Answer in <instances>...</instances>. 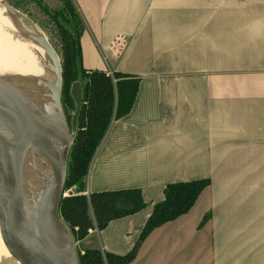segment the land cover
I'll use <instances>...</instances> for the list:
<instances>
[{"label":"crops","instance_id":"1","mask_svg":"<svg viewBox=\"0 0 264 264\" xmlns=\"http://www.w3.org/2000/svg\"><path fill=\"white\" fill-rule=\"evenodd\" d=\"M72 2L82 67L139 78L83 193L138 188L145 203L79 243L125 254L167 184L207 179L126 264H264V0Z\"/></svg>","mask_w":264,"mask_h":264},{"label":"water","instance_id":"2","mask_svg":"<svg viewBox=\"0 0 264 264\" xmlns=\"http://www.w3.org/2000/svg\"><path fill=\"white\" fill-rule=\"evenodd\" d=\"M0 6L16 35L44 51L40 58L32 50L49 77L0 76V236L11 261L18 264H78L73 237L58 207L83 86L79 80L71 84L74 108L68 123L58 54L42 32L23 26L6 0H0ZM28 88L40 89L45 100L36 101Z\"/></svg>","mask_w":264,"mask_h":264},{"label":"trees","instance_id":"3","mask_svg":"<svg viewBox=\"0 0 264 264\" xmlns=\"http://www.w3.org/2000/svg\"><path fill=\"white\" fill-rule=\"evenodd\" d=\"M73 3V2H72ZM70 1L56 11V15L68 14V24L58 20L60 40V63L64 85L84 75L80 36L83 24ZM61 8V9H60ZM89 81L82 88L83 104L78 117V131L69 152L66 178L63 189L75 186L77 194L60 198L59 214L69 228L74 240L85 238L90 229H103L114 219L141 210L144 206L142 193L138 188L113 191H85L88 168L96 148L106 133L113 118L129 112L139 85V78L113 72L112 76L103 70H90ZM88 77V76H85ZM70 103L74 108V102ZM207 179H194L169 183L163 191V199L153 205L143 228L130 251L115 254L99 248H83L77 253L78 264H126L136 255L140 243L156 227L188 212L200 191L207 185Z\"/></svg>","mask_w":264,"mask_h":264},{"label":"rangeland","instance_id":"4","mask_svg":"<svg viewBox=\"0 0 264 264\" xmlns=\"http://www.w3.org/2000/svg\"><path fill=\"white\" fill-rule=\"evenodd\" d=\"M14 9L18 11V14L20 15V21L22 22L23 26L29 30H32L33 27L37 28L40 32H42L49 43L52 45V47L55 49L56 53L59 56L60 59V40L58 37V20H62L64 24H68V21L66 20L67 17H69L68 14L65 15H56L57 9L62 6V11L66 10L68 6H65V2L70 1L72 3V0H6ZM73 5V3H72ZM61 9V8H60ZM4 12V9L0 6V15ZM78 15V13H77ZM80 20L79 15L77 16ZM70 18V17H69ZM84 75L88 77L78 76L77 80H79L82 83V86L84 87L86 83L89 81V75H91L90 70H84ZM112 73H109V75L112 76ZM108 74V73H107ZM70 87L71 83L65 84L62 80V87H61V103L63 110L66 114V118L68 120V123L70 122V115L69 110L73 109L72 103H70ZM72 99V97H71ZM79 127H77L78 131ZM77 133V132H76ZM75 140V139H74ZM74 144V142H73ZM72 144V145H73ZM72 147V146H71ZM71 150V148H70ZM70 152V151H69ZM69 156V154H68ZM69 160V157H68ZM67 160V165H68ZM66 178V177H65ZM74 187L75 186H71ZM69 187V188H71ZM65 188L63 191L69 189ZM77 190V189H76ZM62 198L67 196H61ZM74 240V239H73ZM80 240L76 241L74 240V246L76 254L79 251H82L83 245L79 243ZM2 258V257H0ZM4 259H8L3 257ZM10 263L14 264L13 261ZM0 264H2V261H0Z\"/></svg>","mask_w":264,"mask_h":264},{"label":"bare ground","instance_id":"5","mask_svg":"<svg viewBox=\"0 0 264 264\" xmlns=\"http://www.w3.org/2000/svg\"><path fill=\"white\" fill-rule=\"evenodd\" d=\"M32 50L35 51L40 58L44 55L42 49L22 41L18 35H16V31L6 16H4L3 12L2 15H0V76L21 75L30 77L37 76L44 79L49 78L47 74L43 72ZM30 88H32L31 85ZM28 90L31 97L36 101L42 102L45 100L40 89L32 91L28 88ZM10 255V250L6 247L0 236V257H2L0 261H2V264H12L10 263ZM3 257L8 259H4ZM14 264L18 263L14 262Z\"/></svg>","mask_w":264,"mask_h":264},{"label":"built area","instance_id":"6","mask_svg":"<svg viewBox=\"0 0 264 264\" xmlns=\"http://www.w3.org/2000/svg\"><path fill=\"white\" fill-rule=\"evenodd\" d=\"M73 190V191H72ZM67 196V197H69V196H72V195H75V193H74V187H71V188H69V189H67V190H65V191H63L62 190V194H61V196ZM91 230V229H90ZM89 230V231H90Z\"/></svg>","mask_w":264,"mask_h":264}]
</instances>
